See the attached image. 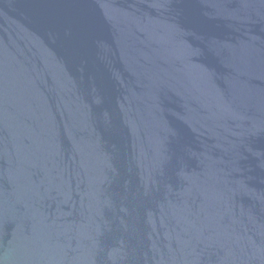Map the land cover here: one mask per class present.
Returning <instances> with one entry per match:
<instances>
[{
    "label": "water",
    "instance_id": "obj_1",
    "mask_svg": "<svg viewBox=\"0 0 264 264\" xmlns=\"http://www.w3.org/2000/svg\"><path fill=\"white\" fill-rule=\"evenodd\" d=\"M0 264H264V0H0Z\"/></svg>",
    "mask_w": 264,
    "mask_h": 264
}]
</instances>
